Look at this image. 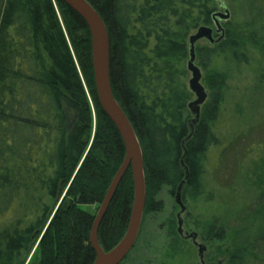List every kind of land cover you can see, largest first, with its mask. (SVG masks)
Here are the masks:
<instances>
[{
  "label": "trees",
  "instance_id": "16d2710c",
  "mask_svg": "<svg viewBox=\"0 0 264 264\" xmlns=\"http://www.w3.org/2000/svg\"><path fill=\"white\" fill-rule=\"evenodd\" d=\"M87 1L108 30L112 92L143 152L144 215L162 212V190L174 194L186 179L185 151L189 178L182 198L196 202L209 152L220 144L216 128L231 68L256 58L264 66V34L230 20L222 23L220 43L197 44L209 100L185 142L194 99L189 38L214 26L222 1ZM124 158L121 136L99 106L85 22L61 0H0V217L15 208L22 217L0 229V264H27L36 243L38 264H93L90 234L97 213L86 207L101 206ZM224 162L222 155L216 172ZM133 199L130 168L99 227L104 250L125 235ZM221 237L228 242L222 264H264V237L241 246L226 233ZM258 243L262 247H253Z\"/></svg>",
  "mask_w": 264,
  "mask_h": 264
},
{
  "label": "rangeland",
  "instance_id": "374dc122",
  "mask_svg": "<svg viewBox=\"0 0 264 264\" xmlns=\"http://www.w3.org/2000/svg\"><path fill=\"white\" fill-rule=\"evenodd\" d=\"M221 1L230 11V20L248 22L264 34V0ZM219 11L224 12L222 8ZM207 43L203 40L198 45ZM231 69L221 121L216 128L220 144L209 152L203 195L196 202L190 196L183 199L185 228L200 233V228L216 226L217 230L211 233L218 234L219 241L209 247V260L222 262V251L228 248V242L222 241V232L239 246L264 237V66L256 58L249 65H234ZM202 84L208 91L204 80ZM222 155L226 163L218 173L215 166ZM157 202L162 203L163 211L143 216L137 241L142 249H136L127 264H199L198 249L177 235L180 208L175 203V192L165 187ZM47 203L50 209L54 207L52 202ZM86 209L98 213L100 206ZM21 218L19 208L12 209L0 217V229L14 227ZM173 224L175 229L171 230L169 226ZM37 246L38 243L27 264H38L34 257ZM257 246L262 247V243L253 247ZM245 264L258 261L250 259Z\"/></svg>",
  "mask_w": 264,
  "mask_h": 264
},
{
  "label": "water",
  "instance_id": "95a60500",
  "mask_svg": "<svg viewBox=\"0 0 264 264\" xmlns=\"http://www.w3.org/2000/svg\"><path fill=\"white\" fill-rule=\"evenodd\" d=\"M61 1L74 13H76L89 28L92 39L93 72L99 106L101 107L103 113L116 127L125 147V158L123 164L114 177L106 197L100 206L90 234V244L96 253V258L93 264H122L137 243L144 216L146 205V184L143 152L129 118L114 98L112 92L110 75L111 45L108 30L104 21L87 0ZM220 5L224 12H217L214 14V27L203 26L189 38L190 49L187 70L190 74V78L188 81V88L193 94L194 99L188 105V109L192 116V119L189 121L191 134L185 142L192 139L194 129L200 122L202 109L209 100V93L202 84L204 74L202 73L201 68L197 65L196 61L197 44L203 40L212 45L220 43L225 34L222 23L230 21L231 18L230 11L226 8L224 2H221ZM185 156L186 151L181 161V166L186 170V179L179 185L175 192V203L180 208V213L178 214V233H181L182 231L183 223L181 217L186 211V206L184 205L182 198L183 187L189 178L188 169L184 164ZM130 168L133 175L134 199L128 228L121 241L113 249L106 251L102 248L98 240L99 227L109 209L122 179ZM204 250L205 249H203V247L199 248L200 258H202Z\"/></svg>",
  "mask_w": 264,
  "mask_h": 264
},
{
  "label": "flooded vegetation",
  "instance_id": "af4514ba",
  "mask_svg": "<svg viewBox=\"0 0 264 264\" xmlns=\"http://www.w3.org/2000/svg\"><path fill=\"white\" fill-rule=\"evenodd\" d=\"M215 38H217V37H215ZM183 215L181 217L182 223H183L181 233H178V215H177V235L180 238V240L185 241L186 243H190L193 245V247L198 249V258L200 260L199 264H222V260H216V261H213L211 259L209 260V252H208L209 247L211 246L212 242L217 243L219 241V235L215 234L214 236H212V233H211L213 230H217L216 226L215 225L212 226L211 229H207L208 226L200 228V233H198V232L193 231L191 229L189 230V229L185 228V221L183 219ZM137 241H139V240H137ZM175 241H177V240H175ZM137 244H138V242L136 243V246L134 247L132 252L129 254V256L126 258V260L122 264H127L128 262H130V260L132 259V253L135 252L136 249H142V248L138 247ZM200 247H203V249H205L204 253L202 255V258H200V256H199V248Z\"/></svg>",
  "mask_w": 264,
  "mask_h": 264
}]
</instances>
